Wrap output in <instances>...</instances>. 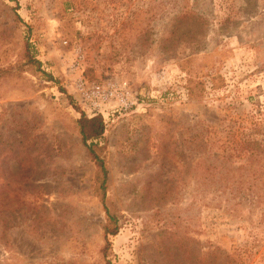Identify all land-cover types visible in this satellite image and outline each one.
Returning a JSON list of instances; mask_svg holds the SVG:
<instances>
[{
	"label": "rangeland",
	"instance_id": "1",
	"mask_svg": "<svg viewBox=\"0 0 264 264\" xmlns=\"http://www.w3.org/2000/svg\"><path fill=\"white\" fill-rule=\"evenodd\" d=\"M0 264H264V0H0Z\"/></svg>",
	"mask_w": 264,
	"mask_h": 264
},
{
	"label": "trees",
	"instance_id": "2",
	"mask_svg": "<svg viewBox=\"0 0 264 264\" xmlns=\"http://www.w3.org/2000/svg\"><path fill=\"white\" fill-rule=\"evenodd\" d=\"M79 133L82 138V142L88 147L90 153L94 156L97 165L101 168L104 181H106L107 168L105 162L95 153L94 142L101 140L106 133V124L101 116L88 118L83 115L78 121ZM91 143V144H89ZM172 236V235H170ZM173 239V237H170Z\"/></svg>",
	"mask_w": 264,
	"mask_h": 264
}]
</instances>
